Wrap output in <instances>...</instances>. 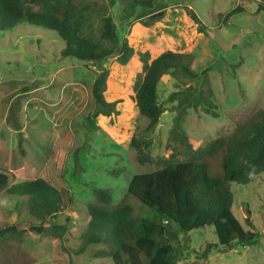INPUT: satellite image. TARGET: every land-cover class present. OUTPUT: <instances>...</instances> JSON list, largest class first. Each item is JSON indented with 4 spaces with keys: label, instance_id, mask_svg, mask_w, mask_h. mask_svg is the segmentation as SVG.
I'll list each match as a JSON object with an SVG mask.
<instances>
[{
    "label": "rangeland",
    "instance_id": "374dc122",
    "mask_svg": "<svg viewBox=\"0 0 264 264\" xmlns=\"http://www.w3.org/2000/svg\"><path fill=\"white\" fill-rule=\"evenodd\" d=\"M131 2L75 0L76 4H93L111 16L135 52L126 64L114 58L106 61L103 97L116 102L117 114L97 116L91 129L85 119L94 109L91 86L100 66L61 57L65 44L52 30L18 24L0 31V172L8 176V186L36 178L47 180L62 192L66 215L71 218L68 225L64 216L55 218V224L68 228L62 237L46 231L1 239L0 264H112L102 244L75 253L82 246L89 219L87 205L94 202L92 188L110 190V208L126 203L138 217L164 224L156 212L127 195L126 189L134 175L162 168L177 146L169 132L179 111L178 101L169 97L195 82L174 76L162 80L157 93L163 113L155 128L146 131L147 120L133 101L141 53L151 59L166 51L189 54L192 70L206 79L203 91L211 90L216 117L201 106L186 109L181 117V127L193 148L229 135L256 110L264 109V0H153L166 7L145 12L141 19L152 20L148 26L141 20L124 24L122 18L129 15ZM236 8L239 11L224 21ZM187 9L209 36L200 32ZM142 13L138 5L133 16ZM98 18L97 13L91 16L95 29L100 26ZM203 71L206 76H201ZM133 137L149 143L146 152L151 161L143 166L130 147ZM120 167L123 171L117 177L107 173ZM229 186L232 213L244 229L259 234L258 244L226 249L218 245L213 228L204 227L180 237V246L188 249L178 264H264V172L246 185ZM24 221L38 223L22 198L1 190L0 229ZM207 245L213 248L203 257Z\"/></svg>",
    "mask_w": 264,
    "mask_h": 264
},
{
    "label": "trees",
    "instance_id": "16d2710c",
    "mask_svg": "<svg viewBox=\"0 0 264 264\" xmlns=\"http://www.w3.org/2000/svg\"><path fill=\"white\" fill-rule=\"evenodd\" d=\"M138 5L143 13L133 16ZM165 7L162 3L156 5L153 0H133L129 4V15H124L122 21L130 25L141 20L144 26H148L152 20L141 19L147 15L145 12H157ZM238 11V8L230 11L224 21ZM94 13L100 22L97 29L91 22ZM187 14L198 24L200 32L208 35L196 15L188 9ZM18 24L56 32L65 44L61 57H73L100 66L91 86L94 109L85 119L90 129L97 116L117 114L116 102H107L103 97L108 76L106 61L114 58L126 64L135 52L120 36L111 16L93 4H76L75 0H0V31L10 30ZM191 58L189 54L166 51L151 59L148 53H141L138 58L141 72L133 85L134 104L139 115L147 120L146 131H150L163 113L158 102V84L170 76L195 82L194 86H186L169 97L170 101H178L179 111L169 132L170 140L177 146L162 168L134 175L126 189L127 195L156 212L164 224L138 217L133 207L126 203L110 208V190L92 188L94 202L87 205L89 219L81 236L82 246L76 254H81L87 246L102 244L107 248L112 264H178L188 249L186 245L180 246V237L186 238L189 233L204 227H212L218 245L226 249L234 245L258 244L259 234L244 229L232 213L233 195L229 184L246 185L251 177L264 172V109L256 110L229 135L193 148L181 127L182 114L188 108L200 106L212 117H216V113L211 90L207 87L203 91V83L207 81L192 70ZM201 76H206V71ZM21 143L19 140V145ZM130 147L140 166L151 161L146 152L149 143L141 137H133ZM21 153H24L22 149ZM122 171L120 167L107 173L117 177ZM8 184V176L0 172V191L22 198L28 213L38 223L24 221L1 228L0 240L23 234L39 235L46 231L62 237L67 232L65 224L68 225L71 218L66 215L63 194L50 182L36 178L11 186ZM58 216H64L65 224L54 223ZM245 222L253 228L247 219ZM212 248L207 245L203 257Z\"/></svg>",
    "mask_w": 264,
    "mask_h": 264
},
{
    "label": "water",
    "instance_id": "95a60500",
    "mask_svg": "<svg viewBox=\"0 0 264 264\" xmlns=\"http://www.w3.org/2000/svg\"><path fill=\"white\" fill-rule=\"evenodd\" d=\"M14 223V222H13Z\"/></svg>",
    "mask_w": 264,
    "mask_h": 264
}]
</instances>
